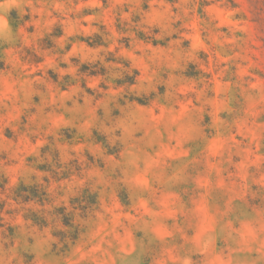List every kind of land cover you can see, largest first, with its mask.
Returning <instances> with one entry per match:
<instances>
[{"label":"clouds","instance_id":"clouds-1","mask_svg":"<svg viewBox=\"0 0 264 264\" xmlns=\"http://www.w3.org/2000/svg\"><path fill=\"white\" fill-rule=\"evenodd\" d=\"M0 264H264V0H0Z\"/></svg>","mask_w":264,"mask_h":264}]
</instances>
